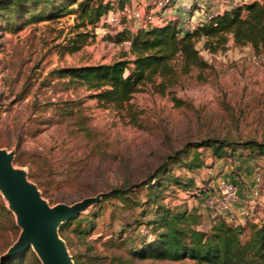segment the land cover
I'll use <instances>...</instances> for the list:
<instances>
[{"label":"rangeland","instance_id":"obj_1","mask_svg":"<svg viewBox=\"0 0 264 264\" xmlns=\"http://www.w3.org/2000/svg\"><path fill=\"white\" fill-rule=\"evenodd\" d=\"M131 3L124 7L138 8L142 14L151 7L136 0ZM106 15L95 28L77 27L76 14L42 22L18 19L10 24L18 26L14 30L0 18V150L11 155L12 166L50 208L95 200L70 219L67 229L58 227L73 264H171L136 258L130 251L152 233L149 222L157 205L185 207L199 217L197 228L208 231L211 224L203 217L207 210L202 194H209L210 185L219 178L213 165L219 161L231 166L236 157L261 159L237 147L227 148L216 159L210 148L192 146L205 140L233 145L264 140V48L255 52L251 45L236 46L229 39L223 50L210 53L203 47L204 39L197 40L195 48L207 68L184 70L181 59L175 58L170 62L175 83L164 94L146 84L118 107L91 97L93 91L85 84L51 73L109 64L124 55L133 58L128 42L115 43L111 37L123 28L136 31L139 22L120 14L119 24L107 25ZM179 21L175 20L177 25ZM78 34L86 38L79 39ZM189 148L169 167V174L192 180L191 187L168 183L162 179L166 175L152 186H141L169 162L168 157ZM193 152L201 167L183 168L180 162L189 161ZM263 167L262 160L255 173L262 179ZM114 189L126 193L110 196ZM259 189L257 182L253 191ZM247 210L243 224L251 215ZM22 231L0 192V260L24 253L17 262L35 264L34 253L42 264L32 246L6 256Z\"/></svg>","mask_w":264,"mask_h":264},{"label":"trees","instance_id":"obj_2","mask_svg":"<svg viewBox=\"0 0 264 264\" xmlns=\"http://www.w3.org/2000/svg\"><path fill=\"white\" fill-rule=\"evenodd\" d=\"M127 4H131V0H0V18L6 28L14 30L18 26L10 24L18 19L42 22L76 14L79 21L77 27L91 25L95 28L104 15L121 11ZM77 37L86 38L82 34ZM111 39L115 43L128 42L133 58L127 59L124 55L109 64L66 67L51 73L57 78L69 77L71 81L85 84L93 91L91 97L118 107L128 103L146 84L164 94L175 83L176 72L170 65L173 59L180 58L184 70L188 67L201 70L208 67L195 48L197 40L204 39L203 47L210 53L223 50L229 39L236 46L251 45L255 52L264 48V2H249L223 10L191 32L182 33L175 21H168L148 28L138 26L134 32L123 28ZM192 147L210 148L216 159L222 158L227 148L248 149L251 151L249 157L261 158L264 165V140H247L234 145L205 140ZM191 149H183L168 157L169 162L157 168L141 186H152L159 176L166 175L162 179L168 183L191 187L192 180H181L169 174V167L176 165L181 156ZM180 163L189 170L201 167L195 152L189 161ZM125 193L114 189L110 196L121 197ZM198 219L185 207L172 209L157 205L155 218L149 222L152 233L142 238L138 247L131 249L130 255L165 260L171 264H264V217L256 221L247 220L245 224L217 219L211 222L206 232L197 228ZM72 221L62 223L60 231L67 229ZM23 254L2 259L0 264H20L17 261ZM31 259L33 263L40 264L34 253ZM75 264L80 263L77 261Z\"/></svg>","mask_w":264,"mask_h":264},{"label":"water","instance_id":"obj_3","mask_svg":"<svg viewBox=\"0 0 264 264\" xmlns=\"http://www.w3.org/2000/svg\"><path fill=\"white\" fill-rule=\"evenodd\" d=\"M11 160L10 154L0 150V192L16 214L23 231L6 256L32 246L42 264H73L58 236V227L77 216L95 200L84 199L70 206L50 208L41 199L36 187L12 166Z\"/></svg>","mask_w":264,"mask_h":264},{"label":"built area","instance_id":"obj_4","mask_svg":"<svg viewBox=\"0 0 264 264\" xmlns=\"http://www.w3.org/2000/svg\"><path fill=\"white\" fill-rule=\"evenodd\" d=\"M249 2L262 3L263 0H197L183 4L181 8L185 11L184 15L179 18L178 27L185 30V32L193 31L198 25L204 24L212 20L217 14L223 10L230 9L235 6H240ZM173 0H158L157 5L162 8L172 7ZM127 14L134 20H137L138 26L148 28L158 26L166 23L162 15L147 12L140 13L138 8L131 7L123 8L121 12H109L103 20L107 25H116L119 22V15ZM178 21V20H177ZM182 26H181V25ZM256 182L261 186V190L252 191V196L255 199H261L264 202V179L261 174L256 175ZM210 193L205 198V209L208 212V217L211 222L217 219L230 220L229 212L231 206L237 201L238 187L235 183L230 182L224 178H218L210 185ZM263 190V193L261 191ZM254 206V205H253ZM149 237V236H148Z\"/></svg>","mask_w":264,"mask_h":264},{"label":"crops","instance_id":"obj_5","mask_svg":"<svg viewBox=\"0 0 264 264\" xmlns=\"http://www.w3.org/2000/svg\"><path fill=\"white\" fill-rule=\"evenodd\" d=\"M132 1V0H131ZM140 3H146L150 12L163 16V19L168 21H175L182 17L185 13L181 6L192 2L193 0H173L174 4L172 7L162 8L157 5L158 0H136ZM132 4V3H131ZM147 10V12H149ZM146 12V13H147ZM233 165L228 166L222 162H216L213 168L218 169L217 173L219 178H224L230 182H233L238 187L237 201L232 205L231 212L229 213L230 222H240L246 219L245 212L250 210L251 215L248 216L247 220L256 221L264 217V202L261 199H255L252 196V191L257 187L256 182V165L262 160L252 159L248 157H236L234 158ZM258 161V162H257ZM238 175V176H237ZM261 190V189H260ZM263 193V190L261 191ZM207 192L202 194V199L207 197ZM255 199V202H254ZM254 205V206H253ZM206 211V210H205ZM204 219L207 220L208 226L211 224V220L207 216V211L203 214Z\"/></svg>","mask_w":264,"mask_h":264}]
</instances>
